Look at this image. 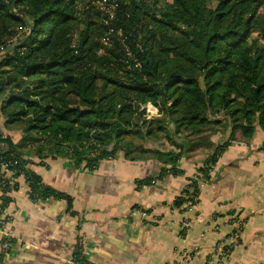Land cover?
<instances>
[{"label":"trees","instance_id":"obj_1","mask_svg":"<svg viewBox=\"0 0 264 264\" xmlns=\"http://www.w3.org/2000/svg\"><path fill=\"white\" fill-rule=\"evenodd\" d=\"M94 1L0 0V52L22 42L0 57V117L21 133L16 143L0 133L2 211L17 189L4 166L11 179L23 177L30 200L64 199L69 211L71 199L30 165L64 159L92 171L119 152L131 161L149 155L169 166L137 183L150 185L181 175L180 158L214 148L215 128L229 129L198 170L208 180L235 136L264 132V0H111L112 19ZM147 104L161 118L147 119ZM147 139L176 152L135 142ZM198 180L175 207L196 203Z\"/></svg>","mask_w":264,"mask_h":264},{"label":"crops","instance_id":"obj_2","mask_svg":"<svg viewBox=\"0 0 264 264\" xmlns=\"http://www.w3.org/2000/svg\"><path fill=\"white\" fill-rule=\"evenodd\" d=\"M0 133L14 143L21 138L1 117ZM229 136H212L214 148L177 161L181 175L165 174L150 185L137 183L169 166L151 157L131 161L122 152L92 171L64 159L30 165L45 185L71 199L69 211L64 199L30 200L23 177L13 180L6 173L17 189L7 193L9 203L0 210V264H69L79 238L85 264H264V132L257 129L250 140L235 136L209 179L198 175L204 158ZM152 148L176 152L165 141ZM196 178V203L175 207ZM7 237L8 248L1 251ZM223 239L234 243L227 255L216 253Z\"/></svg>","mask_w":264,"mask_h":264},{"label":"built area","instance_id":"obj_3","mask_svg":"<svg viewBox=\"0 0 264 264\" xmlns=\"http://www.w3.org/2000/svg\"><path fill=\"white\" fill-rule=\"evenodd\" d=\"M91 5L95 8H98L99 10H101L104 13V15L107 16L108 19L113 18L114 10L116 8V4L113 1H111V0H95L94 2H92ZM145 110H146V118L147 119L160 116L158 108L154 107L151 104H147L145 106ZM2 172L5 174L6 173L12 174L10 171H8L6 166H4L2 168ZM0 188H1V185H0ZM141 216L146 217L145 212H141ZM3 226H4V223L0 222V228H2ZM182 228L188 229L189 228V222L184 221L182 223ZM8 238L9 237H7L6 241L2 244L1 251H5L8 248V243H9ZM233 245H234V243L232 242V240L227 241L226 239H223L222 241H220V243L216 244V253H219V254L221 253V255H227L230 252V250L232 249ZM83 256H84V252L82 249V242L79 238L76 241V248H75L74 256L72 257L71 261H69V264H85L84 262H79V260H78V258L81 259Z\"/></svg>","mask_w":264,"mask_h":264},{"label":"rangeland","instance_id":"obj_4","mask_svg":"<svg viewBox=\"0 0 264 264\" xmlns=\"http://www.w3.org/2000/svg\"><path fill=\"white\" fill-rule=\"evenodd\" d=\"M259 13L261 14V15H264V6L262 7V8H260V10H259ZM19 42V40H17L14 44H17ZM3 52V51H2ZM160 117V116H159ZM155 118V117H154ZM161 118V117H160ZM167 126V130H173V128H174V126L171 124V123H169V124H167L166 125ZM215 129H217V132H215L214 133V135L213 136H222L223 135V133H221V132H223V130H222V127H216ZM145 130L146 129H143V132H145ZM225 132H229V129H227ZM239 137L243 140V139H245V138H243L241 135H239ZM162 140H155V139H147L146 141H139V140H136L135 142H136V144H138V145H140V146H142V147H144V148H147V149H149V150H152L153 148L152 147H155V145H156V142L158 143V142H161ZM202 153H204V150H202L201 151V153L200 154H202ZM205 156V155H204ZM207 156V155H206ZM209 156V155H208ZM142 157H150L149 155H143ZM152 158V157H151ZM207 158V157H206ZM206 158H204V159H206Z\"/></svg>","mask_w":264,"mask_h":264},{"label":"water","instance_id":"obj_5","mask_svg":"<svg viewBox=\"0 0 264 264\" xmlns=\"http://www.w3.org/2000/svg\"><path fill=\"white\" fill-rule=\"evenodd\" d=\"M21 20H24L21 16H18ZM30 26V25H29ZM32 29V27L30 26V30ZM30 35V32H28L27 37ZM25 41V40H24ZM22 42L20 44H16L14 45L12 48L8 49L7 51H3L0 52V57L6 56L8 54H10L11 52H13L19 45H21Z\"/></svg>","mask_w":264,"mask_h":264}]
</instances>
